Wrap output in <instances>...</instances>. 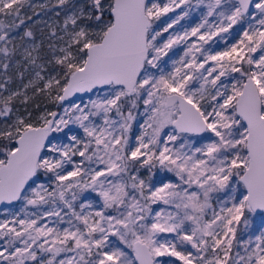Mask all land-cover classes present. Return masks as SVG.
Returning a JSON list of instances; mask_svg holds the SVG:
<instances>
[{"label":"snow or ice","instance_id":"snow-or-ice-1","mask_svg":"<svg viewBox=\"0 0 264 264\" xmlns=\"http://www.w3.org/2000/svg\"><path fill=\"white\" fill-rule=\"evenodd\" d=\"M26 4L0 0V264H264V0Z\"/></svg>","mask_w":264,"mask_h":264},{"label":"rangeland","instance_id":"rangeland-1","mask_svg":"<svg viewBox=\"0 0 264 264\" xmlns=\"http://www.w3.org/2000/svg\"><path fill=\"white\" fill-rule=\"evenodd\" d=\"M54 0H28V3L31 4V5H34L36 6L35 8H30L28 7V4H26L25 6V9H23L24 12H27L28 15H32V18L33 20H47L49 16L52 15L51 11H48L47 14H45L44 11H41V5H44V4H50V3H53ZM33 12H38L40 13L39 16H35L33 15ZM179 12V9L177 10V13ZM169 16H173L174 14L173 13H169L168 14ZM165 18L162 17V21L164 20ZM182 24L185 23V21H181ZM45 31H47V29H45ZM37 35L39 36V32L37 33ZM165 36H167V33L165 34ZM171 55V53H169ZM0 218H3L2 216H0ZM255 226L256 228L258 229L259 226H260V219L259 217L256 218L255 220ZM238 235H239V230H238ZM175 259V258H173Z\"/></svg>","mask_w":264,"mask_h":264}]
</instances>
